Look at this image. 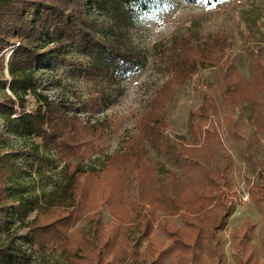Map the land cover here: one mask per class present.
<instances>
[{
  "label": "trees",
  "instance_id": "16d2710c",
  "mask_svg": "<svg viewBox=\"0 0 264 264\" xmlns=\"http://www.w3.org/2000/svg\"><path fill=\"white\" fill-rule=\"evenodd\" d=\"M107 1L0 0V126L3 124L5 127L0 129V219L5 225L11 211L21 212L43 205L65 207L70 199L86 198L96 191L111 209L120 229L130 210L122 200L123 187L116 172L128 168L138 171L141 179L146 181L150 171L145 167L143 158L148 143L168 152L184 166L198 165L192 156L199 148L178 147L176 143L165 141L168 120L158 100L160 98H156L139 117L137 132L124 141L125 151L105 155L98 166L70 163L72 158L85 150L90 154L98 152L97 145L106 134L108 122L89 116L86 111L81 114L83 111H77L72 104L43 92L39 74L45 71L54 76L52 72L58 64L72 68L75 73L95 76L98 88L102 78L117 82L118 77H125L141 64L140 52L124 41L127 32H123L122 26L129 25L128 13L135 10L136 4H141L146 10L153 0H113L114 21L110 36L109 32H104L106 25L99 15L100 10L106 9ZM188 1L197 3L200 0ZM205 1L215 5L223 0ZM233 42L234 35L229 31L216 32L202 41L194 40L190 35L175 39L165 47L163 54L173 72L169 84L181 86L199 67L218 65L223 83L206 85L220 93L224 106L236 107L256 102L259 94L264 93V58L261 55L253 57L251 76L246 78L226 56ZM73 50L94 54L99 61L95 64L78 62L72 57ZM28 96L36 102L32 110L29 109ZM106 100L107 86H104L98 89V96L91 97L90 102L85 104L97 111ZM219 109L215 97L206 92L197 112L198 119L190 124L194 141L197 142L198 136L203 135L205 144L214 143L217 129L210 117ZM14 135L22 142L12 140ZM29 139L30 146L23 145ZM63 160L61 170L67 173V178L60 183V187L37 196L33 203L27 201L21 193L24 186L18 181L19 174L23 171L30 176L36 172L40 174L51 165L58 166ZM23 164L30 167L24 168ZM159 168L156 166L154 170ZM165 173L167 177L176 179L173 171ZM215 179L218 182L223 177L202 169L194 181L183 187L178 198L169 191L160 192L154 187L141 193L144 210L140 224L146 234L153 228V221L160 212L171 215L182 213L186 227L166 222H161L159 226L171 237L186 264H196L205 248L215 255L216 264H225L221 231L227 226L236 204L232 196L224 191L217 195L218 188L210 183ZM18 190L23 196L17 197ZM249 193L255 203L264 209V182L252 185ZM76 215L72 208L48 220L33 222L24 236V243L29 244V248H25L15 235L7 234L6 239L0 241V264H29L34 252L46 251L55 244L70 249L76 261L81 259L87 264H108L102 249L92 254L88 251L99 243V223L95 236L79 233L69 236ZM231 230L236 262L264 264L258 249L251 245L254 224L248 222ZM116 237L112 236L113 243ZM111 241H107V247ZM167 253L165 249L154 248V259L149 264H164Z\"/></svg>",
  "mask_w": 264,
  "mask_h": 264
},
{
  "label": "rangeland",
  "instance_id": "374dc122",
  "mask_svg": "<svg viewBox=\"0 0 264 264\" xmlns=\"http://www.w3.org/2000/svg\"><path fill=\"white\" fill-rule=\"evenodd\" d=\"M112 1L108 0L105 8L99 11L100 19L106 25L104 32L113 29L114 12ZM129 11L130 23L122 26L124 41L140 52L141 64L130 70L125 77H118L117 82L108 78L99 80L98 88L95 76L73 72L70 67L56 64L53 74L43 73L40 76L41 90L54 98H61L72 104L81 114L102 118L108 122L104 138L97 145L98 152L83 151L70 160L72 165L81 163L86 166L100 165L107 154H117L126 150L124 141L129 135L137 132V122L141 114L154 103L156 98L166 113L168 127L165 130L166 142L176 143L178 147L188 146L199 149L193 152V161L198 165L184 166L175 161L172 155L164 150L156 149L148 143L144 150V164L149 168L150 177L143 181L138 171L122 168L116 172L122 183V200L130 210L129 217L117 228L111 209L106 205L100 193L93 191L86 198L70 199L65 207L43 205L29 208L26 211L8 213V223L0 219V241L7 234L15 235L24 243L29 227L33 222L45 221L72 208L76 211V220L69 231V236L79 233L95 236V228L99 223V243L88 251H104L108 264H149L153 261L154 248L168 251L164 264H186L182 254L175 248L171 237L163 231L159 224L166 222L186 227L182 213L166 214L160 212L153 221V228L144 233L140 218L144 210L141 193L151 187L160 192L169 191L178 198L183 187L194 181L202 169L223 177L213 183L217 195L224 191L236 204L228 224L221 231L224 246L225 264L236 262L235 248L232 241V228L243 227L248 222L254 224L251 245L258 249L261 262H264V209L257 205L249 193L252 185L264 182V93L254 103L224 106L220 93L214 92L206 84H222L219 66L204 65L181 86L169 84L173 72L168 66L164 49L175 39L190 35L194 40L202 41L219 31H229L234 35L233 46L227 51L232 65L246 78L251 76L253 57L264 58V0H223L209 5L205 0L197 3L188 0H153L148 9L141 4ZM112 39V37H110ZM72 57L86 64L98 63L99 58L81 50H73ZM264 61V60H263ZM168 84V86H167ZM107 86V100L97 111L90 109L86 102L98 96V89ZM206 92L211 93L220 109L210 117L216 126L214 143H204V136L193 140L190 124L197 121V112L203 103ZM102 94V91H101ZM29 109L36 107L32 96H28ZM0 129H5L1 124ZM22 142L18 136L11 138ZM30 139L23 145L30 146ZM64 160L58 165H51L42 173L23 171L18 181L24 186L21 193L26 200L33 203L34 198L45 192L58 189L60 183L67 178L61 170ZM158 166L159 169L154 168ZM23 167L30 165L23 164ZM34 170V169H31ZM173 171L176 179L166 176V171ZM142 178V179H141ZM85 182V178H82ZM143 181V182H142ZM17 192V197L23 196ZM80 200V203L78 201ZM83 200V201H82ZM65 213V212H64ZM117 235L113 243L112 236ZM111 241L107 247V241ZM25 248L30 245L24 243ZM109 248L110 251H107ZM86 260L75 258L70 249L55 244L46 251L34 252L29 264H87ZM217 258L209 250L204 249L196 264H216Z\"/></svg>",
  "mask_w": 264,
  "mask_h": 264
}]
</instances>
